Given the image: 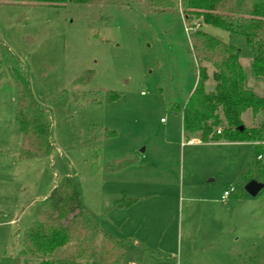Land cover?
I'll return each mask as SVG.
<instances>
[{
    "label": "rangeland",
    "instance_id": "rangeland-1",
    "mask_svg": "<svg viewBox=\"0 0 264 264\" xmlns=\"http://www.w3.org/2000/svg\"><path fill=\"white\" fill-rule=\"evenodd\" d=\"M189 26L181 12H154L148 0L0 3V71L17 64L25 73L51 113L55 144L50 157L20 158L18 88L1 81L0 258H43L22 256L24 232L55 184L71 175L93 214L98 249L102 231L130 238L124 264H264V187L256 196L245 190L252 179L264 184V142L202 141L183 129L182 108L197 83ZM198 28L240 50L246 85L264 95L247 38L210 23ZM87 70L92 80L78 83ZM243 118L248 127L264 123L251 110ZM128 155L138 161L105 170ZM132 176L151 185L132 205L113 207ZM229 185L237 191L222 201ZM72 251L69 244L49 257L69 259Z\"/></svg>",
    "mask_w": 264,
    "mask_h": 264
},
{
    "label": "trees",
    "instance_id": "trees-1",
    "mask_svg": "<svg viewBox=\"0 0 264 264\" xmlns=\"http://www.w3.org/2000/svg\"><path fill=\"white\" fill-rule=\"evenodd\" d=\"M68 1L124 6L134 0H0V3L61 6ZM148 4L154 12H181L190 26L205 22L244 35L253 50V73L264 77V0H148ZM191 48L197 66V83L182 108L184 131L189 135L198 134L202 141L264 142V123L252 127L243 123L242 115L247 110L254 115L264 114V95L246 85L240 50L201 28L193 31ZM210 65L213 66V86L208 90ZM92 78L93 71L87 70L77 82L88 83ZM3 80L8 84L13 82L18 88L17 121L24 131L20 158L50 157L55 150L50 111L35 98L30 81L17 64L0 71V82ZM117 97L112 94L109 99ZM137 161V156L128 155L108 162L105 170L121 171ZM136 201L137 198L123 194L112 206L125 208ZM92 215L82 202L80 182L71 175L63 176L38 205L23 236L22 256L43 258L33 262L5 254L0 264H124L130 238H118L102 231L98 249L93 241L95 227L89 221ZM69 244H73L71 258L53 260L49 257Z\"/></svg>",
    "mask_w": 264,
    "mask_h": 264
},
{
    "label": "crops",
    "instance_id": "crops-1",
    "mask_svg": "<svg viewBox=\"0 0 264 264\" xmlns=\"http://www.w3.org/2000/svg\"><path fill=\"white\" fill-rule=\"evenodd\" d=\"M242 118H243V115H242ZM244 119V118H243ZM163 120V119H162ZM193 141H195V139L193 138V139H191V140H189V142H193ZM261 156V155H260ZM129 168V167H128ZM127 168H125V169H123V170H126ZM123 170H121L120 172H122ZM131 176V175H130ZM134 176V175H133ZM133 176L131 177V184H130V187L129 188H126L125 189V191L124 190H122L121 192L123 193V194H127L128 196H131V197H135V198H138L137 196H138V194L136 193V192H138L139 190H143V189H148V186L149 185H151V183H150V180H148V179H146V178H144V177H139L138 179H136V178H133ZM125 182H126V180H125ZM227 187V186H226ZM225 187V188H226ZM225 188H224V190H225ZM224 192V191H223ZM261 192V191H260ZM259 192V193H260ZM258 193V194H259ZM122 194V195H123ZM223 194V193H222ZM222 194H221V197H222ZM121 195V196H122ZM221 199V198H220ZM229 199V198H228ZM227 199V200H228ZM226 200V201H227ZM230 203H232V202H230ZM122 238H128V237H122ZM166 262V261H165ZM165 264V263H164Z\"/></svg>",
    "mask_w": 264,
    "mask_h": 264
},
{
    "label": "water",
    "instance_id": "water-1",
    "mask_svg": "<svg viewBox=\"0 0 264 264\" xmlns=\"http://www.w3.org/2000/svg\"><path fill=\"white\" fill-rule=\"evenodd\" d=\"M244 125L240 126V129H243ZM264 187V184L257 181V180H250L247 182V184L245 185V190L252 196H256L258 195V193L262 190V188Z\"/></svg>",
    "mask_w": 264,
    "mask_h": 264
},
{
    "label": "built area",
    "instance_id": "built-area-1",
    "mask_svg": "<svg viewBox=\"0 0 264 264\" xmlns=\"http://www.w3.org/2000/svg\"><path fill=\"white\" fill-rule=\"evenodd\" d=\"M199 24V23H198ZM200 25V24H199ZM198 25V26H199ZM198 26H189L187 27V30L189 32H192L194 31L196 28H198ZM220 132V131H219ZM261 157V156H259ZM237 191L236 187L234 185H229L225 188L223 194H222V197H221V200L222 201H226L231 195L235 194Z\"/></svg>",
    "mask_w": 264,
    "mask_h": 264
}]
</instances>
